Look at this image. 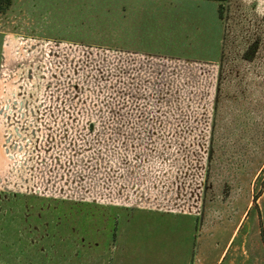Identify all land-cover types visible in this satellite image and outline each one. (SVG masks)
Here are the masks:
<instances>
[{"label":"rangeland","instance_id":"1","mask_svg":"<svg viewBox=\"0 0 264 264\" xmlns=\"http://www.w3.org/2000/svg\"><path fill=\"white\" fill-rule=\"evenodd\" d=\"M68 1L11 0L0 12V50L8 40L14 60L0 69V264H179L186 253L195 264H264V131L255 139L240 125L234 145L212 149L182 63L177 78H164L179 94L145 102L163 109L148 113L145 132L107 129V110L138 107L108 101V63L122 61L112 46L206 59L215 35L148 20L113 29L103 15L81 25ZM139 2L149 16H207L215 6ZM229 2L227 28L240 36L228 39L252 44L264 0ZM15 31L31 37L3 36ZM144 206L196 210L198 246L188 252V229L174 225L186 213Z\"/></svg>","mask_w":264,"mask_h":264},{"label":"crops","instance_id":"2","mask_svg":"<svg viewBox=\"0 0 264 264\" xmlns=\"http://www.w3.org/2000/svg\"><path fill=\"white\" fill-rule=\"evenodd\" d=\"M214 2L215 6L210 7L207 16L199 12L193 16L181 17L172 10L154 12L149 16L150 13L148 14L146 9H142L138 4L140 3L139 0L68 1L70 10L77 15L76 20L81 25L88 26V20L91 17L95 21L96 17L99 18L103 15L105 19L114 20V23L110 22L109 24V27L113 24L110 27H114L113 29L121 28L123 25L129 26L127 22H130L132 28H135L139 26L141 20H148L152 21L154 25L170 31L175 29L187 31L195 27L197 31L200 30L203 34V30L207 28L210 34L215 35V44L211 46V54L206 59H193L130 49L129 47L112 46L113 53L122 55L120 56L122 61L119 59L116 61L115 55L113 64L112 62L108 63V80L113 84L114 90L112 94H109L108 101L137 102L135 105L138 107L107 110L108 131H116V127L120 131H127L130 127H136L137 130L145 132L148 113H152L151 111L162 113L163 111L162 108L149 110L145 102H162L169 99L171 95L174 97L173 94H179L177 88L169 89L168 85L172 82H165L164 78H177L179 75L177 69L182 63L187 65L189 71L187 72L190 78L187 88L189 100L193 102L198 100L203 103V110H198L194 115L195 117L201 116L206 132H211L210 146L212 149L227 148L234 145L239 138L236 134L241 131L240 125L253 126L255 139L260 137V133L264 131V29H255V32H252L250 37H255V47L247 54L246 49L249 44L234 45L228 39L240 35L238 30L227 28L225 21L219 16L218 3ZM179 20L180 23L178 24ZM132 28L131 30H133ZM209 33L207 34L209 35ZM244 35L249 38L247 32ZM3 36L5 38H22L30 35L15 31L6 32ZM7 42L9 41L7 40ZM7 42H4L5 44L0 50V69L5 65V67H9L14 63V60H11L13 50L9 43L6 44ZM76 42L84 43L82 41ZM86 44L94 45L92 43ZM100 120L103 122V119ZM95 121L97 127L103 124L100 123L99 118H96ZM144 207L157 214L181 212L183 214L179 215H185L186 213L188 220L176 222L174 225L176 228L188 229L185 237L189 238L190 241L188 252L193 251L195 246H198L200 240H198L196 233V210L185 211L159 206ZM238 224L239 221L233 226L231 235L220 252L218 260L231 236L234 235ZM186 254L183 262L180 261L179 264H195L193 258L188 253Z\"/></svg>","mask_w":264,"mask_h":264},{"label":"trees","instance_id":"3","mask_svg":"<svg viewBox=\"0 0 264 264\" xmlns=\"http://www.w3.org/2000/svg\"><path fill=\"white\" fill-rule=\"evenodd\" d=\"M218 3V13L219 16L225 21L226 25H227V19L225 17L224 14V10L225 5L227 6L230 2V0H214ZM11 4V0H0V12H2L3 10L7 9V7ZM228 26V25H227ZM255 47V42H253L252 44L250 43L248 45V48L246 49L247 54H249L253 48Z\"/></svg>","mask_w":264,"mask_h":264}]
</instances>
